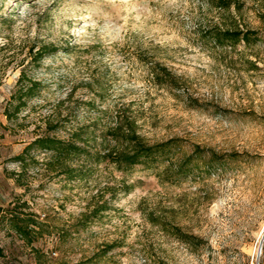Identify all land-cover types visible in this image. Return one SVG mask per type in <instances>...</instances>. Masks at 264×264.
<instances>
[{
  "label": "rangeland",
  "instance_id": "1",
  "mask_svg": "<svg viewBox=\"0 0 264 264\" xmlns=\"http://www.w3.org/2000/svg\"><path fill=\"white\" fill-rule=\"evenodd\" d=\"M242 2L0 0V264H264V0ZM238 26L259 40L209 36ZM44 47L57 50L37 62ZM155 63L178 88L154 83ZM23 71L41 86L18 111ZM118 112L150 144L241 156L211 172L204 156L181 179L162 163L120 170L97 157ZM77 130L93 155L69 162L82 177L43 151L17 162L35 138Z\"/></svg>",
  "mask_w": 264,
  "mask_h": 264
},
{
  "label": "trees",
  "instance_id": "2",
  "mask_svg": "<svg viewBox=\"0 0 264 264\" xmlns=\"http://www.w3.org/2000/svg\"><path fill=\"white\" fill-rule=\"evenodd\" d=\"M213 6L219 9L231 10L235 8L241 11L244 8L242 0H208ZM259 19L264 24V13H258ZM209 36L216 42L224 44L227 42L236 43L244 41L247 44L256 43L259 40V30L257 29H241L239 26L228 29H218L209 34ZM208 36V37H209ZM57 50L44 47L39 51L35 60L42 61L47 55ZM151 72L153 74V81L159 86H168L178 88L179 79L177 76L166 66L161 63L152 65ZM28 78L23 71L19 78V90L17 95L14 96L17 110L26 106L31 98L36 96L40 91V83L30 79V83H25ZM116 125L112 127L105 139L109 142H115V146L106 150L104 154H98V162H108L116 166L120 170L127 169L135 165H147L150 167L156 166L159 163L167 164L166 171L173 173L176 178H183L196 170H201V166L197 159L204 156L209 157L207 165L204 167L205 172H211L213 169L220 168L229 159H235L241 156L239 153L230 155H218L217 153H208L201 147L197 146L192 153L182 151V145L178 139H170L165 142L150 144L142 135L137 131L136 121L130 117H125L122 113H117ZM59 126L54 127L58 130ZM89 133L84 130H77L71 133L70 138L61 139L56 136H39L31 141L24 149V151L16 157L17 162L21 163L25 168L30 158H35L37 151L50 153L61 164L64 174L70 178H80L83 175L82 169L72 166L69 162L76 159H91L93 157L92 151L88 148L90 144ZM179 150L181 155L175 154V159L171 157L174 150ZM177 156V157H176ZM179 156V157H178ZM172 177H169V180ZM105 210V209H101ZM96 210L95 212H97ZM12 221L16 220V216H12ZM31 224H39L37 220L32 219L30 223L22 225L15 222V229L21 234L27 233L26 231L31 227ZM175 233L181 236V239L186 242H192L188 235L184 234L180 229H175Z\"/></svg>",
  "mask_w": 264,
  "mask_h": 264
},
{
  "label": "water",
  "instance_id": "3",
  "mask_svg": "<svg viewBox=\"0 0 264 264\" xmlns=\"http://www.w3.org/2000/svg\"><path fill=\"white\" fill-rule=\"evenodd\" d=\"M263 248V245L261 246V249Z\"/></svg>",
  "mask_w": 264,
  "mask_h": 264
},
{
  "label": "bare ground",
  "instance_id": "4",
  "mask_svg": "<svg viewBox=\"0 0 264 264\" xmlns=\"http://www.w3.org/2000/svg\"><path fill=\"white\" fill-rule=\"evenodd\" d=\"M263 236H264V231H263Z\"/></svg>",
  "mask_w": 264,
  "mask_h": 264
}]
</instances>
